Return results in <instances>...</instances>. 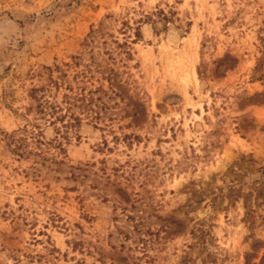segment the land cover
Listing matches in <instances>:
<instances>
[{"label": "rangeland", "instance_id": "rangeland-1", "mask_svg": "<svg viewBox=\"0 0 264 264\" xmlns=\"http://www.w3.org/2000/svg\"><path fill=\"white\" fill-rule=\"evenodd\" d=\"M0 264H264V0H0Z\"/></svg>", "mask_w": 264, "mask_h": 264}]
</instances>
